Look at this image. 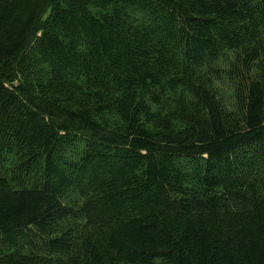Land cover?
I'll return each mask as SVG.
<instances>
[{"label": "trees", "instance_id": "1", "mask_svg": "<svg viewBox=\"0 0 264 264\" xmlns=\"http://www.w3.org/2000/svg\"><path fill=\"white\" fill-rule=\"evenodd\" d=\"M0 264H264V0H0Z\"/></svg>", "mask_w": 264, "mask_h": 264}, {"label": "rangeland", "instance_id": "2", "mask_svg": "<svg viewBox=\"0 0 264 264\" xmlns=\"http://www.w3.org/2000/svg\"><path fill=\"white\" fill-rule=\"evenodd\" d=\"M221 96L226 97V98H230L233 96L232 91L230 90V88L228 86H222L221 87Z\"/></svg>", "mask_w": 264, "mask_h": 264}]
</instances>
